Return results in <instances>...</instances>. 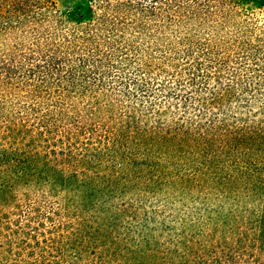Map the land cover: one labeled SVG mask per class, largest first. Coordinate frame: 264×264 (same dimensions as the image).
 <instances>
[{
	"label": "trees",
	"instance_id": "1",
	"mask_svg": "<svg viewBox=\"0 0 264 264\" xmlns=\"http://www.w3.org/2000/svg\"><path fill=\"white\" fill-rule=\"evenodd\" d=\"M0 264H264V0H0Z\"/></svg>",
	"mask_w": 264,
	"mask_h": 264
},
{
	"label": "rangeland",
	"instance_id": "2",
	"mask_svg": "<svg viewBox=\"0 0 264 264\" xmlns=\"http://www.w3.org/2000/svg\"><path fill=\"white\" fill-rule=\"evenodd\" d=\"M58 7L65 8L68 6H77L80 4H86L88 0H53Z\"/></svg>",
	"mask_w": 264,
	"mask_h": 264
}]
</instances>
